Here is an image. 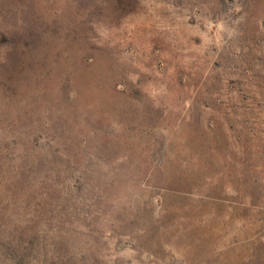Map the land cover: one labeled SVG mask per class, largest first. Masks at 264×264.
I'll list each match as a JSON object with an SVG mask.
<instances>
[{
  "label": "rangeland",
  "instance_id": "1",
  "mask_svg": "<svg viewBox=\"0 0 264 264\" xmlns=\"http://www.w3.org/2000/svg\"><path fill=\"white\" fill-rule=\"evenodd\" d=\"M0 264H264V0H0Z\"/></svg>",
  "mask_w": 264,
  "mask_h": 264
}]
</instances>
